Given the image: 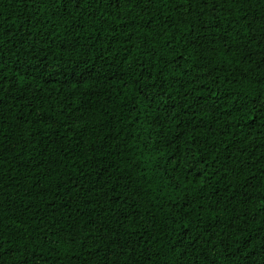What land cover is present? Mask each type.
Instances as JSON below:
<instances>
[{"label": "trees", "instance_id": "obj_1", "mask_svg": "<svg viewBox=\"0 0 264 264\" xmlns=\"http://www.w3.org/2000/svg\"><path fill=\"white\" fill-rule=\"evenodd\" d=\"M0 63V264H264V0H0Z\"/></svg>", "mask_w": 264, "mask_h": 264}, {"label": "snow or ice", "instance_id": "obj_2", "mask_svg": "<svg viewBox=\"0 0 264 264\" xmlns=\"http://www.w3.org/2000/svg\"><path fill=\"white\" fill-rule=\"evenodd\" d=\"M113 2L115 4H117V6H122L123 2H126V0H113ZM180 2V6L181 7H186L188 5H190L191 0H179ZM204 3H207V0H204ZM215 7V6H213ZM0 67H2V63H0ZM3 77H0V79H2ZM0 100H2V97H0ZM262 105V107H264V96L261 97V100L259 101Z\"/></svg>", "mask_w": 264, "mask_h": 264}]
</instances>
